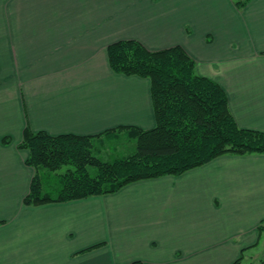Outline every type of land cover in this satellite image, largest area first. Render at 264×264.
<instances>
[{
    "label": "crops",
    "instance_id": "1",
    "mask_svg": "<svg viewBox=\"0 0 264 264\" xmlns=\"http://www.w3.org/2000/svg\"><path fill=\"white\" fill-rule=\"evenodd\" d=\"M123 39L182 46L224 88L237 124L264 131V0H0V264H232L260 245L264 153L24 203L35 173L19 147L26 126L155 125L149 78L110 66L107 47Z\"/></svg>",
    "mask_w": 264,
    "mask_h": 264
},
{
    "label": "trees",
    "instance_id": "2",
    "mask_svg": "<svg viewBox=\"0 0 264 264\" xmlns=\"http://www.w3.org/2000/svg\"><path fill=\"white\" fill-rule=\"evenodd\" d=\"M234 2L241 8L248 0ZM107 54L114 71L149 78L155 125L118 126L92 135H53L26 126L19 147L28 150L26 163L35 173L25 204L113 193L139 179L181 174L225 153H264V131L237 124L224 88L199 74L195 60L182 46L151 50L138 40L123 39L110 43ZM121 136L134 139V150L104 159L102 143ZM10 141L9 136L3 137V142ZM51 173L58 177L55 193L44 185V177ZM232 264H243L241 257Z\"/></svg>",
    "mask_w": 264,
    "mask_h": 264
},
{
    "label": "rangeland",
    "instance_id": "3",
    "mask_svg": "<svg viewBox=\"0 0 264 264\" xmlns=\"http://www.w3.org/2000/svg\"><path fill=\"white\" fill-rule=\"evenodd\" d=\"M106 139L104 137H100ZM99 141V140H98ZM99 143V142H97ZM135 148L134 139L129 138L128 136H121L119 138L108 139L101 145V156L110 160L115 157L123 156L128 153H131ZM66 166L58 170V172L64 171ZM91 172L94 173L95 169L91 167ZM45 189L55 193V190L58 186V177L56 174L51 173L44 177ZM247 259L243 261V264H256L263 263L264 261V232L262 236L261 243L258 247L247 252Z\"/></svg>",
    "mask_w": 264,
    "mask_h": 264
}]
</instances>
